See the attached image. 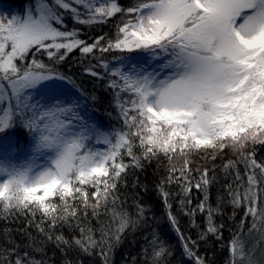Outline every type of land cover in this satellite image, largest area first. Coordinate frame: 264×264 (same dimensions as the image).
<instances>
[{
  "label": "snow or ice",
  "instance_id": "1",
  "mask_svg": "<svg viewBox=\"0 0 264 264\" xmlns=\"http://www.w3.org/2000/svg\"><path fill=\"white\" fill-rule=\"evenodd\" d=\"M110 22L113 36L82 38V29ZM76 51L82 73L110 91L120 127L100 122L88 103L94 105L96 95L60 70ZM110 53L120 54L115 63L105 58ZM259 148L264 0H132L127 6L120 0H22L15 11H0V220L23 217L25 227L16 231L28 241L18 243L5 230L0 264H46L31 254L46 242L64 253L63 264H75L68 259L73 251L111 264L128 230L148 221L135 198V215L125 207L121 188L134 170L161 160L166 175L157 188L182 254L191 264H209L199 243L222 240L215 216L225 203L223 195L211 203L215 166L197 163L209 159L223 160L233 217L243 211L226 264H264ZM172 184L192 226L198 228V213L206 219L196 240L184 235L172 213L165 191ZM193 191L202 196L194 206ZM249 217L251 246L242 238ZM33 227L39 236H32ZM146 240L143 264H170L167 242L155 231Z\"/></svg>",
  "mask_w": 264,
  "mask_h": 264
},
{
  "label": "trees",
  "instance_id": "2",
  "mask_svg": "<svg viewBox=\"0 0 264 264\" xmlns=\"http://www.w3.org/2000/svg\"><path fill=\"white\" fill-rule=\"evenodd\" d=\"M22 0H0L1 8L6 7L10 9V12L15 11ZM132 0H120V3L124 6L130 4ZM71 26V22H70ZM84 39L91 42V40L97 36L107 35L111 37L115 33V28L113 23L106 25H98L94 28L82 29ZM119 53L105 54V58L110 63H115L113 59L119 56ZM60 70L72 74L74 79H76L77 84L82 87L85 93L95 94L97 97V102L93 105L89 100V106L96 110V116L99 117L100 122H102L106 127L114 126L120 127L119 120L117 119V112L114 105L111 103L112 95L110 91H106L104 88L103 81H98L90 76L84 75L82 73V65L80 64V53L76 51L69 56L67 62L60 66ZM99 71V69H97ZM111 114L109 116L108 114ZM258 157H264V148H259ZM234 158L231 153H228V157ZM197 163L201 166L206 165L209 168L215 166L217 183H215L210 189L211 203L213 206L217 204L218 196L223 195L225 203L221 205L222 214L215 216V222L217 225H223L222 228V240H217L215 237H210L207 242L201 241L199 243V255L204 256L209 264H226L228 257L227 245L232 235L238 233L241 218L243 217V211L237 209L235 217H233V209L227 203V196L224 193L223 185L226 183L224 173L221 171V165L223 160L217 159L216 161L208 160L207 162L203 160H198ZM194 167L196 164L193 165ZM241 170L242 166H241ZM166 175V161L161 160L160 162L153 161L150 164H146L143 170H134L133 175H129L127 179L128 187L121 188V198L126 199L127 203L125 207L135 215V207L133 198L136 202H139L146 209L148 221L147 224H141L137 227L135 231L129 229L125 234L122 242L116 246L111 253V264H143L142 250L147 246V238H151L153 231L157 232L163 240H165L168 246L172 249L173 255L169 258L170 264H191V261L187 259L182 253L183 249L181 247V241L178 238L177 233L170 226L167 219V208L164 204L163 199L159 194L157 185L160 184L161 180ZM146 186V190L145 187ZM165 191L171 193L169 201L172 204V213L175 215L179 221V227L185 236H191L193 240L198 238V232L206 228V219L203 215L199 213L195 217L197 227H193L190 223V218L184 215L179 209L177 193L180 189L175 185H166ZM193 206L202 199L200 193L193 191ZM39 215L37 216V220ZM95 226V221L92 222ZM26 221L23 217L13 218L10 220H0V238H2L5 230H11V234L15 237L18 243H28V241L17 233V229H22L25 227ZM251 224V218L245 224V234L243 239L245 243L251 246L255 234L253 237L247 235V228ZM32 236L37 237L39 233L33 227L29 229ZM61 229H57L60 232ZM63 233L68 236L71 234L70 229L64 227L62 229ZM78 234V233H77ZM42 240L43 237H40ZM43 251H33L31 254L37 260L43 259L46 264H63L65 255L61 252L53 243L46 242L42 245ZM68 259H71L75 264H100V258L98 256L86 257L82 256L76 252H70L68 254Z\"/></svg>",
  "mask_w": 264,
  "mask_h": 264
},
{
  "label": "rangeland",
  "instance_id": "3",
  "mask_svg": "<svg viewBox=\"0 0 264 264\" xmlns=\"http://www.w3.org/2000/svg\"><path fill=\"white\" fill-rule=\"evenodd\" d=\"M0 8H1V3H0ZM2 11H4V12H10V9L9 8H6V7H2Z\"/></svg>",
  "mask_w": 264,
  "mask_h": 264
}]
</instances>
